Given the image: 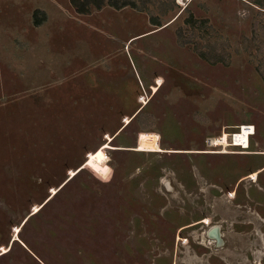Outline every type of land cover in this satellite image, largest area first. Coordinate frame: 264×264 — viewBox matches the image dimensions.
I'll return each instance as SVG.
<instances>
[{
    "label": "rangeland",
    "instance_id": "374dc122",
    "mask_svg": "<svg viewBox=\"0 0 264 264\" xmlns=\"http://www.w3.org/2000/svg\"><path fill=\"white\" fill-rule=\"evenodd\" d=\"M71 1L0 0V264H264V0Z\"/></svg>",
    "mask_w": 264,
    "mask_h": 264
},
{
    "label": "bare ground",
    "instance_id": "6f19581e",
    "mask_svg": "<svg viewBox=\"0 0 264 264\" xmlns=\"http://www.w3.org/2000/svg\"><path fill=\"white\" fill-rule=\"evenodd\" d=\"M161 84V79L159 78L158 79V82H157V85H160ZM238 131L237 132H234V133H231L229 135L227 134H224L222 137H219V138H211L210 139V142L211 144L215 145V146H222V148L224 147H227V146H233V147H239L242 151H234L235 153H251V151H248V148H249V138H250V135H254V128L251 127L250 125H245V124H242L241 126H239L238 128ZM225 136H229L231 141L226 143V141L223 139V137ZM107 146L104 145L102 146V148H98L94 153L90 154L89 155V161H92L94 159V157H101V158H104V152H103V149L106 148ZM137 150H150L151 152H161L163 151L161 149V147L159 146L158 144V141L156 140L153 144V146L150 148V149H143V148H137ZM227 151L226 150H223L221 153H226ZM100 154V155H97V154ZM261 154H264V152H262ZM88 161V160H87ZM83 166V165H82ZM80 169V168H79ZM77 172V171H76ZM71 177L74 176L75 172L74 171H71ZM257 175H258V171H255V172H251L249 174V178L251 180H257ZM165 182V181H164ZM163 182V183H164ZM56 193V190L54 189L52 194ZM233 196V194L231 193L230 197ZM229 198V197H228ZM38 206L34 208V212L38 211ZM202 224H204L205 226H208L210 224V220L208 218H205L203 220V222H201ZM219 225V224H218ZM208 228V227H207ZM221 229V228H220ZM19 232V227H16L15 228V233L16 235L18 234ZM206 234V232H204ZM219 237L220 239L223 240V235L221 233V230L219 231ZM18 236V235H17ZM206 237V236H205ZM209 243H214L215 244V240L213 239H207ZM179 241V240H178ZM184 243H186V241H184ZM209 245V244H208ZM217 249V248H216ZM221 249V248H220ZM9 249L7 248H3L2 249V252L0 253L1 254H4V253H7ZM219 250V249H218Z\"/></svg>",
    "mask_w": 264,
    "mask_h": 264
},
{
    "label": "water",
    "instance_id": "95a60500",
    "mask_svg": "<svg viewBox=\"0 0 264 264\" xmlns=\"http://www.w3.org/2000/svg\"><path fill=\"white\" fill-rule=\"evenodd\" d=\"M219 231H220V226L215 225V226H212L211 228H209L205 234L207 239L215 240V246L218 248L223 245V240L220 239V237H219V235H220Z\"/></svg>",
    "mask_w": 264,
    "mask_h": 264
},
{
    "label": "trees",
    "instance_id": "16d2710c",
    "mask_svg": "<svg viewBox=\"0 0 264 264\" xmlns=\"http://www.w3.org/2000/svg\"><path fill=\"white\" fill-rule=\"evenodd\" d=\"M71 2L74 4V0H72ZM123 6H125V5H118L116 8H117V9H121ZM100 7H101L100 5L97 6L98 9H99ZM76 9H77V12H78V13H81V14H85V13H87L86 10L79 9L78 6L76 7ZM34 23H35V26H39V25L41 24V22H40L39 20H37V19L34 20Z\"/></svg>",
    "mask_w": 264,
    "mask_h": 264
},
{
    "label": "built area",
    "instance_id": "2783aa9c",
    "mask_svg": "<svg viewBox=\"0 0 264 264\" xmlns=\"http://www.w3.org/2000/svg\"><path fill=\"white\" fill-rule=\"evenodd\" d=\"M250 136H252V135H250ZM230 141H231V139H230ZM213 146H215V145H213ZM233 147V146H232ZM239 148V147H238Z\"/></svg>",
    "mask_w": 264,
    "mask_h": 264
},
{
    "label": "snow or ice",
    "instance_id": "6c2138e0",
    "mask_svg": "<svg viewBox=\"0 0 264 264\" xmlns=\"http://www.w3.org/2000/svg\"><path fill=\"white\" fill-rule=\"evenodd\" d=\"M97 155H100L99 153Z\"/></svg>",
    "mask_w": 264,
    "mask_h": 264
},
{
    "label": "crops",
    "instance_id": "0c3cea01",
    "mask_svg": "<svg viewBox=\"0 0 264 264\" xmlns=\"http://www.w3.org/2000/svg\"><path fill=\"white\" fill-rule=\"evenodd\" d=\"M203 220V219H202Z\"/></svg>",
    "mask_w": 264,
    "mask_h": 264
}]
</instances>
